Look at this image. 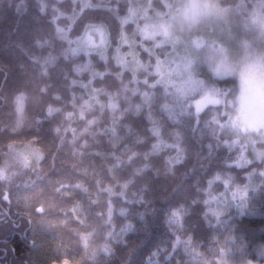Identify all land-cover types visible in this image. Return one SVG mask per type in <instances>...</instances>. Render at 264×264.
Here are the masks:
<instances>
[{"label": "clouds", "instance_id": "1", "mask_svg": "<svg viewBox=\"0 0 264 264\" xmlns=\"http://www.w3.org/2000/svg\"><path fill=\"white\" fill-rule=\"evenodd\" d=\"M21 5L26 38L47 54L0 58V264H140L115 225L105 230L111 200L107 219L91 211L102 193L124 197L128 190L137 204L160 214L174 237L164 264H264V147L254 145L251 156L245 146L231 159L222 156L206 139L207 123L199 126L193 99L179 92L186 61L193 71L225 59L264 58V0H0V25ZM110 47L120 70L112 72L109 90L93 82L110 69L75 57L83 51L107 61ZM84 71L87 98L73 90ZM140 117L145 124L137 129L133 121ZM99 136L113 148L128 136L134 144L111 153L110 163L95 147ZM143 143L148 150H136ZM232 165L246 177L243 186L256 194L255 203L249 198L235 219L226 203L227 219L217 220L221 230L211 225L206 235L196 223L170 224L174 213L194 220L207 175L233 185ZM122 166L127 174L116 171ZM100 167L115 184L101 187ZM101 231L103 242L70 255L86 232Z\"/></svg>", "mask_w": 264, "mask_h": 264}, {"label": "trees", "instance_id": "2", "mask_svg": "<svg viewBox=\"0 0 264 264\" xmlns=\"http://www.w3.org/2000/svg\"><path fill=\"white\" fill-rule=\"evenodd\" d=\"M18 2V0H17ZM29 30L28 17L24 13V5H21L20 11L13 15L10 19V22H7L4 25H0V58L7 59L9 62H14L17 56L27 59L28 56H37L43 58L47 53L45 50L36 48L34 44L26 38V34ZM22 49H27L28 54L25 56ZM143 55V54H142ZM76 61L83 63L87 60L91 61L93 67L99 71H104L106 68L111 71L107 72L101 80L99 77L93 82V86L100 87L102 84L107 85L109 90L111 85L115 82V77L112 75V72L119 71L120 65L116 63V60L111 56L107 57V61L102 59L96 53H92L90 56H86L84 52H78L75 57ZM69 75H74L69 73ZM124 78H131V72L125 70ZM78 82L74 85L73 90L84 98H87L88 93L91 91V86L87 89L83 86L87 84L89 79V72L84 71L79 77H76ZM231 78H225L215 81H204L202 85L201 94L199 99L203 101L201 103L200 114L201 124L200 127L203 128L204 123H207V127L204 128V133L206 139H208L213 147L220 152L222 156H225L229 159L234 157L240 150L239 148L227 147L228 145L224 143L225 137L220 131V126L218 121L215 119L214 111H217L216 116L220 118L221 121L225 120L223 115V103L219 91H229V88L232 85ZM206 90L210 91L209 94L206 93ZM67 98V97H66ZM101 99H104L101 96ZM55 104H61L63 101H53ZM196 111V107L194 106ZM197 112V111H196ZM127 119H131L130 117ZM107 123V120L104 121ZM145 124L143 117L138 118L133 121L135 128L139 129ZM75 126V125H74ZM103 127V124H101ZM118 132L121 135H124V129L118 128ZM70 135V134H69ZM100 143L95 147L97 151L103 154V158L107 159L110 163H115V156L111 153L120 154V149L124 147L125 143H128L130 146L134 144V137L128 136L120 145L116 148H113L111 144L107 141L105 136H99ZM150 147V144H135L136 150L146 151ZM154 159L159 160V157H154ZM95 160L98 163H102V157L97 156ZM234 173L235 182L238 184H244L246 177L242 175V171L238 170L235 165H232L230 169H227ZM247 170V169H245ZM99 175L98 179L101 181V187L104 186L105 182L115 184V181L112 180V177L108 175L107 169L100 167L97 169ZM118 173L127 174L126 167L122 166L121 168L116 169ZM214 176L211 174L207 175L202 181L201 187L203 191L199 193L200 201L196 205L195 211L196 215L194 220L185 219L181 222L191 227L192 223L198 225V233L206 235L208 231L213 230L211 225H215L216 231L221 230V224L217 223V220L223 221L227 219L223 215L225 211V206L221 209L215 207L214 196L220 195V192L223 190L224 185L219 181H215L211 188H209V180H212ZM223 177V176H221ZM259 179H256L258 182ZM91 186H95V179L91 182ZM115 191H120V186L115 185ZM102 199L99 204L92 205L91 211L94 213L96 211H101L105 213V219L108 218L109 205L108 200H111V222L108 225H105V230L112 225H115L114 231L121 232L124 236V240L127 241V244L130 248L134 249V259L138 260L140 264H149V260L153 262H159V264H164V258L167 252L171 251V241L174 239L172 233L169 231L167 225L164 223L162 217L158 213H154L144 207L143 204H137L136 200L131 195V190L125 192L124 197L120 195L111 196L107 192L101 194ZM251 198L255 203L257 196L253 191H250L244 202L240 206H232L231 212L233 213V219L239 214L240 210H243L248 199ZM131 201V202H130ZM87 203V201H85ZM255 209H253L254 211ZM218 214V215H217ZM181 218V217H180ZM92 219V217H90ZM98 219V218H97ZM244 219H252V217L245 216ZM209 223V229H204V224ZM129 225L126 231H124V226ZM27 226L25 221L22 224V228ZM203 230V231H201ZM18 239V237H17ZM104 241L103 232H92L88 234L87 232L80 238L79 245H72L69 248V253L72 256H79L80 253L85 249V247H95L101 242ZM158 254V255H154Z\"/></svg>", "mask_w": 264, "mask_h": 264}, {"label": "rangeland", "instance_id": "3", "mask_svg": "<svg viewBox=\"0 0 264 264\" xmlns=\"http://www.w3.org/2000/svg\"><path fill=\"white\" fill-rule=\"evenodd\" d=\"M132 27L133 25L130 22L128 28L131 29ZM114 44L115 41H113ZM121 51L126 52L127 46ZM108 56L115 59L114 47L108 49ZM192 75L196 81L202 82L186 95L193 99L195 107L198 101L203 103L199 99V95L201 94L202 85L205 83L204 81L212 82L225 78L233 80L229 91H219V93L224 94L221 95V98H223L221 103L224 105L223 115L225 120L221 121L216 116L217 111H214L220 131L225 140L228 141L227 147H238L240 150L241 146H245L247 149L246 154L249 156L253 155L254 145L256 148L264 147V58L244 56L235 62L225 59L215 62L211 66L204 63L197 66L192 71ZM209 92L206 90V93L209 94ZM256 179H259L258 176L253 177V181L256 182ZM218 181L223 183V180ZM244 184L235 182L233 185L226 187L223 183L224 188L220 195L214 196L215 199L212 198L215 207L221 209L226 203L232 206L242 205L249 192L252 191L250 187H244ZM237 188L245 192L243 200L239 197L233 199L232 193ZM225 198H227V201Z\"/></svg>", "mask_w": 264, "mask_h": 264}, {"label": "snow or ice", "instance_id": "4", "mask_svg": "<svg viewBox=\"0 0 264 264\" xmlns=\"http://www.w3.org/2000/svg\"><path fill=\"white\" fill-rule=\"evenodd\" d=\"M191 61H186L184 63V71L187 73V77L181 82V85L179 87V92L181 95H187V93L191 90H194L196 86H198L199 84H201L202 82L196 81L193 78L192 75V70H191ZM159 71V68H158ZM18 103H22V98L18 99ZM201 108V102H197L196 103V111L199 112ZM218 180H223V183L225 184V186H229V181L224 179L221 176H215L213 177L212 180H209V188H211V185ZM232 197L233 199H236L237 197H239L241 200H243V198L245 197V192L239 188H237L235 191H233L232 193ZM215 199V197L213 198ZM218 215V214H217ZM170 224H180L181 223V218L179 216V214L174 213L173 216L170 218ZM177 243H179V240H177ZM155 255V254H154ZM149 264H158L157 262H153L151 261V259L149 260Z\"/></svg>", "mask_w": 264, "mask_h": 264}]
</instances>
